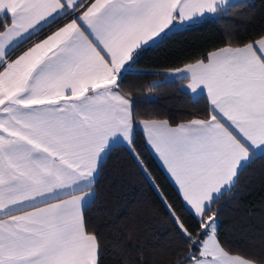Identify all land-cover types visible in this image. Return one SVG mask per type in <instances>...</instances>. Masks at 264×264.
Returning a JSON list of instances; mask_svg holds the SVG:
<instances>
[{
  "label": "snow or ice",
  "instance_id": "obj_1",
  "mask_svg": "<svg viewBox=\"0 0 264 264\" xmlns=\"http://www.w3.org/2000/svg\"><path fill=\"white\" fill-rule=\"evenodd\" d=\"M229 0H0V264H102L85 210L104 154L132 143L120 82L136 55L174 29L226 15ZM55 25L54 28L52 26ZM46 38L18 52L27 40ZM206 61V62H205ZM207 90L205 119L142 121L178 186L185 250L177 264H264L218 237L224 194L264 153V35L177 69ZM142 264V262H136Z\"/></svg>",
  "mask_w": 264,
  "mask_h": 264
},
{
  "label": "trees",
  "instance_id": "obj_2",
  "mask_svg": "<svg viewBox=\"0 0 264 264\" xmlns=\"http://www.w3.org/2000/svg\"><path fill=\"white\" fill-rule=\"evenodd\" d=\"M234 4L238 6L229 8L226 15L206 16L136 55L120 82L121 93L132 101L134 123L155 119L176 125L207 118L209 102L204 95L193 98L178 80L163 78L214 49L239 46L264 35V0ZM94 190L85 215L89 230L100 235L102 264H177L186 246L170 222L166 205L183 215L186 224L192 226L193 221L136 125L131 145L117 144L107 152ZM212 207L219 209L217 231L222 245L264 259V153L252 158L238 186Z\"/></svg>",
  "mask_w": 264,
  "mask_h": 264
},
{
  "label": "crops",
  "instance_id": "obj_3",
  "mask_svg": "<svg viewBox=\"0 0 264 264\" xmlns=\"http://www.w3.org/2000/svg\"><path fill=\"white\" fill-rule=\"evenodd\" d=\"M236 1H239V0H229V3H234ZM54 26H52V28H54ZM52 29L49 28L48 30H46L44 33L42 34H37L36 36H34L33 38H31V40H29L27 43H25L24 45L21 46V48L18 50V52H22L23 50H26L28 47L32 46L34 43L36 42H39L40 40L46 38V35L51 31ZM257 40V39H256ZM254 42V41H253ZM227 46H230V45H227ZM223 47H226V46H222L220 48H223ZM220 48H217V49H220ZM217 49H214L212 51H215ZM196 61L194 62H190V63H187V64H184L178 68H175L171 71H169L163 78V80H178L180 82V88L182 90H184L185 92H187L191 97L193 98H196L198 96H201V95H204L207 100H208V97H207V90L205 89L203 92H201L199 89L194 93L190 88L187 87L188 83H189V80L188 79H185V74L184 73H177L176 70L177 69H183L185 68L186 65H189V64H194ZM206 62V61H205ZM158 80H156L157 82ZM121 95H124L123 93H121ZM126 98H128L126 95H124ZM129 99V98H128ZM132 107V105H131ZM197 119H200V118H197ZM145 119H140V120H137L136 123H134V120H133V129H132V133H131V136L133 137V133H134V127L135 125L140 128L142 130V132L144 133V136H145V139H146V145L148 147V150L150 151V153L153 155V157L156 159L157 163L159 164V166L162 168V170L165 172L166 176L168 177V179L171 181V183L174 185V187L177 189L178 191V186L174 183V180L170 178V174L167 173L166 169L163 167L162 165V161L159 159L158 155L154 152V150L151 148L150 145H148L147 143V136H146V133L144 131V126H143V123L142 121H144ZM154 120V119H152ZM187 122V121H186ZM181 123H185V122H181ZM180 124V123H178ZM177 125V124H176ZM176 125H171V126H176ZM120 144H128L127 141H124ZM129 145V144H128ZM261 152L257 151L255 153L254 156L260 154ZM107 153L104 154V157L106 156ZM253 156V157H254ZM103 161V160H102ZM101 161V163H102ZM98 175V174H97ZM97 177V176H96ZM94 194H95V190H94V193L92 196L89 197V201L91 202L93 197H94Z\"/></svg>",
  "mask_w": 264,
  "mask_h": 264
},
{
  "label": "water",
  "instance_id": "obj_4",
  "mask_svg": "<svg viewBox=\"0 0 264 264\" xmlns=\"http://www.w3.org/2000/svg\"><path fill=\"white\" fill-rule=\"evenodd\" d=\"M186 28H187V25L180 26V27H177L176 29H174L173 32L179 31V30H183V29H186Z\"/></svg>",
  "mask_w": 264,
  "mask_h": 264
}]
</instances>
